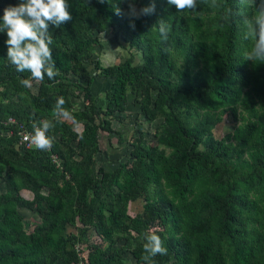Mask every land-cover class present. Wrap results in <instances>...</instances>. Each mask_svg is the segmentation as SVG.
<instances>
[{
  "label": "trees",
  "instance_id": "trees-1",
  "mask_svg": "<svg viewBox=\"0 0 264 264\" xmlns=\"http://www.w3.org/2000/svg\"><path fill=\"white\" fill-rule=\"evenodd\" d=\"M19 2L0 0V17ZM65 11L69 20L42 30L52 39L43 80L16 70L0 31V264H264V0H194L183 10L169 0H137L135 10L122 0H65ZM101 32L139 61L93 59ZM99 77L109 82L93 91ZM79 95L85 101L74 106ZM129 102L135 123H154L149 136L135 128L104 168L98 131L120 141L110 119H122ZM224 113L239 121L216 137ZM8 116L41 126L49 150L17 145ZM18 207L38 216L29 231ZM153 232L166 255L144 251Z\"/></svg>",
  "mask_w": 264,
  "mask_h": 264
},
{
  "label": "clouds",
  "instance_id": "clouds-1",
  "mask_svg": "<svg viewBox=\"0 0 264 264\" xmlns=\"http://www.w3.org/2000/svg\"><path fill=\"white\" fill-rule=\"evenodd\" d=\"M169 3L174 4L177 10H183L192 7L194 0H169ZM116 11L119 15V9ZM69 19L70 16L65 11V0H20L19 3L4 8L0 17L3 22L0 31L6 32V44L10 46L7 58L16 66V70L22 72L28 69L34 78L43 80L42 69L45 61L50 58L48 45L52 43V39L45 37L42 30L47 27L46 21H52L58 26L59 21ZM261 40L264 41V33L261 34ZM45 71L49 78L54 74L51 69ZM22 83L29 86L28 80H23ZM58 103H64L63 98ZM30 143L37 149L47 151L52 141L45 136L44 131L37 130L35 136L30 138ZM146 238L148 243L144 244V251L148 256L154 258L167 254V248L160 236L153 232Z\"/></svg>",
  "mask_w": 264,
  "mask_h": 264
},
{
  "label": "rangeland",
  "instance_id": "rangeland-1",
  "mask_svg": "<svg viewBox=\"0 0 264 264\" xmlns=\"http://www.w3.org/2000/svg\"><path fill=\"white\" fill-rule=\"evenodd\" d=\"M123 5H131L134 10L136 8V3L137 0H122ZM112 35L109 32L106 33H98L97 39L99 43H101L100 46H97V44L94 45V49L91 51L92 52V58H99L101 63L103 64H109V63H118L120 61H123L125 58L129 56V54L133 53V61H139V53L135 52L132 47H127L126 43L117 40L114 41L112 38ZM116 49H119L117 52ZM86 68L90 71L93 72L94 68L89 62H85ZM108 79L107 78H95L93 81V86L92 89L94 90H99L104 88L108 84ZM30 83V82H29ZM33 85L35 86V83L31 82L30 86L33 88ZM100 91H98L97 94H99ZM131 98V96H130ZM73 99V104L74 106H81L85 99L82 98L81 95L74 97L72 96ZM136 106L129 102L126 105V109L122 112L119 113L120 116H122V119H117V118H111L110 119V126L113 128L119 129L120 133L119 135L121 136V140L118 139V133L115 131H104L102 129H99L98 131V142L100 146V150L96 153L95 156V162L99 163L102 165V167L107 168L112 166L115 163V160L117 157H122L123 152L125 150L124 143L123 141L126 137H129L130 134L135 130V128L139 127L143 129L146 133L143 135L149 136V130H151V127L153 125V121H147L143 119L142 116H139L140 118L137 120L135 123L133 121V114L135 112ZM64 116V113L62 112L61 114ZM239 119L233 117L230 113H224L222 117L214 123V125L211 127V132L214 136L219 137L222 136L224 133L231 131L232 128L238 123ZM73 127L76 129L80 128V123H74ZM8 131V129H7ZM130 138V137H129ZM122 141V142H121ZM148 143H152L153 139L147 140ZM124 149V150H123ZM21 196L29 198L30 193L28 191L21 190L20 191ZM141 203H142V198L137 197L133 200H131L128 205H127V211L129 213H134L135 211H138L141 209ZM18 210L20 214L22 215V223L23 227L25 230L29 231L32 226L38 221V216L32 209H27L23 207H18ZM68 231L74 230L73 225H68L66 226ZM122 235L126 236V232H121ZM87 241H96L97 235L95 232L89 228L87 231ZM123 242V239L121 238L119 241L116 243L120 245ZM101 246H100V245ZM127 245V244H126ZM86 244L82 243L79 244L78 247L82 248V251L87 252V248H85ZM129 245H127L128 248ZM95 248L97 250H104L105 244L102 242H98L96 244ZM124 259L128 263L132 261V259L129 258L128 253H124ZM143 264V263H139Z\"/></svg>",
  "mask_w": 264,
  "mask_h": 264
},
{
  "label": "built area",
  "instance_id": "built-area-1",
  "mask_svg": "<svg viewBox=\"0 0 264 264\" xmlns=\"http://www.w3.org/2000/svg\"><path fill=\"white\" fill-rule=\"evenodd\" d=\"M7 123L13 125L14 127V132L16 133V141L15 143L19 146L22 147H30V146H35L30 143V138L35 136V133L37 130H42L44 129L41 126H36L34 125L31 129L26 128L21 122H17L13 117L8 116L6 121ZM13 131V130H12ZM8 132H11V129H8ZM45 134V131H44ZM46 136V134H45ZM76 264H81V261L77 262Z\"/></svg>",
  "mask_w": 264,
  "mask_h": 264
},
{
  "label": "crops",
  "instance_id": "crops-1",
  "mask_svg": "<svg viewBox=\"0 0 264 264\" xmlns=\"http://www.w3.org/2000/svg\"><path fill=\"white\" fill-rule=\"evenodd\" d=\"M22 190H24V191H28V192L30 193V196H31V192H30L29 190H27V189H24V188H23ZM20 191H21V190H20Z\"/></svg>",
  "mask_w": 264,
  "mask_h": 264
}]
</instances>
